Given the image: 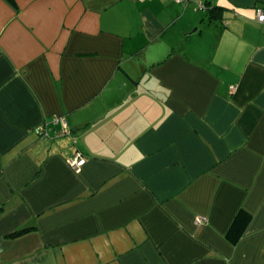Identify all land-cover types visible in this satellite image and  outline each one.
<instances>
[{"label": "crops", "instance_id": "1", "mask_svg": "<svg viewBox=\"0 0 264 264\" xmlns=\"http://www.w3.org/2000/svg\"><path fill=\"white\" fill-rule=\"evenodd\" d=\"M258 9L0 0V264H264Z\"/></svg>", "mask_w": 264, "mask_h": 264}, {"label": "built area", "instance_id": "2", "mask_svg": "<svg viewBox=\"0 0 264 264\" xmlns=\"http://www.w3.org/2000/svg\"><path fill=\"white\" fill-rule=\"evenodd\" d=\"M178 1H183V0H178ZM198 6L199 7H204V4L202 1L198 2ZM257 16H258V20L261 22H264V11L262 9H258L257 12ZM54 123H59L61 122V128L59 130V134L61 135H71V131L68 127V123L66 121L65 118H61V117H55L54 118ZM40 133L43 135H47V127H41L40 128ZM58 134V135H59ZM74 143H77V140L74 139ZM68 164L70 165V167L76 171V172H81L83 166L85 165V163L87 162V158L85 157V155L81 152V151H76V153L74 155H72L70 158H68Z\"/></svg>", "mask_w": 264, "mask_h": 264}, {"label": "trees", "instance_id": "3", "mask_svg": "<svg viewBox=\"0 0 264 264\" xmlns=\"http://www.w3.org/2000/svg\"><path fill=\"white\" fill-rule=\"evenodd\" d=\"M8 1H10L11 3H14V0H8ZM208 13H209L210 17L213 18V17L217 16V14H219L218 8L209 7ZM248 218H249V214L244 213V212H242V213H240V215H238V217L234 221V223H233V225L229 231V234H228V236H229L228 238L232 242L236 243L240 239L243 231H242V229H239V225L245 223L248 220Z\"/></svg>", "mask_w": 264, "mask_h": 264}, {"label": "rangeland", "instance_id": "4", "mask_svg": "<svg viewBox=\"0 0 264 264\" xmlns=\"http://www.w3.org/2000/svg\"><path fill=\"white\" fill-rule=\"evenodd\" d=\"M201 11H202V13H203V15H204V17H205V11H204V10H201ZM195 28H196V26H195ZM195 28H193V29H195ZM193 29H192V30H193ZM193 31H194V30H193ZM193 31H192V32H193Z\"/></svg>", "mask_w": 264, "mask_h": 264}, {"label": "water", "instance_id": "5", "mask_svg": "<svg viewBox=\"0 0 264 264\" xmlns=\"http://www.w3.org/2000/svg\"><path fill=\"white\" fill-rule=\"evenodd\" d=\"M197 28L194 29V31L196 30Z\"/></svg>", "mask_w": 264, "mask_h": 264}]
</instances>
